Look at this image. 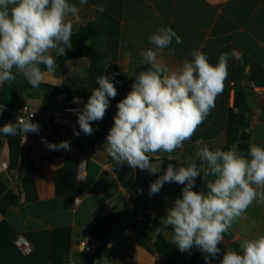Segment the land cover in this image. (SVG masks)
Returning a JSON list of instances; mask_svg holds the SVG:
<instances>
[{"label":"crops","instance_id":"obj_1","mask_svg":"<svg viewBox=\"0 0 264 264\" xmlns=\"http://www.w3.org/2000/svg\"><path fill=\"white\" fill-rule=\"evenodd\" d=\"M69 2L80 9L77 16L66 18L73 23V33L90 22L100 32L90 41L95 48L92 57L70 59L53 73L45 70V81L38 89H33L15 70L16 80L0 87V103L7 109L0 114V120L16 123L9 112L29 105L36 115L31 122L40 126L38 134L31 133L32 145L28 148L23 146L22 134H0V167H4L0 171V264L81 263L79 241L87 236L85 229L93 220L135 208L142 189L140 169L114 165L103 147L118 103H110L104 118L92 122L94 131L103 134L98 139L80 132L79 127L63 134L65 128L53 122L51 113L68 106L83 107L92 89L99 87L96 77L105 75L112 65L126 75L123 89L129 91L135 76L150 67L141 52L154 49L148 37L161 25L170 26L182 39L180 44L173 40L174 56L167 55V49L158 56L169 68L179 67L184 58L191 59V52L197 49L207 55L212 65L222 53L238 54L229 56L228 77L215 108L191 140L173 153L175 160L195 158V141L200 138L212 150L227 148L228 114L235 106L238 91L244 93L249 111L251 144L264 147V0H87L83 6L79 0ZM100 4L104 5L103 13L97 8ZM70 50L66 49V53ZM52 55L57 61L55 51ZM65 140L70 142V150L54 151L45 145V141L59 144ZM80 155L87 157L84 182L78 180ZM156 155L160 159L167 156ZM165 170L161 164L159 174L148 173V193L150 184ZM207 179L212 177L203 179L201 173L193 190L207 192ZM183 187L175 182L165 183L159 193L149 194L147 215L166 224L167 209L181 198ZM245 217L225 234L213 264H220L227 250L240 252L244 239L264 235V203H253ZM17 236L31 243L30 255H23L14 246ZM163 236L173 243L172 230H165ZM109 248L129 264H170L142 229L121 231ZM197 251L193 247L187 260ZM100 258L105 255L96 260L99 262Z\"/></svg>","mask_w":264,"mask_h":264},{"label":"clouds","instance_id":"obj_2","mask_svg":"<svg viewBox=\"0 0 264 264\" xmlns=\"http://www.w3.org/2000/svg\"><path fill=\"white\" fill-rule=\"evenodd\" d=\"M85 4L87 0H79V5ZM97 8L101 13L105 11L103 4ZM79 10L69 0H0V87L14 82L19 74L38 89L46 72L57 70L52 52L64 56L72 47L73 23L66 18L77 16ZM148 40L154 49L148 48L141 55L150 67L135 76L131 90L118 102L103 147L114 165L159 174L163 159L156 154L166 153L168 160H175L173 153L191 140L215 108L228 77L229 56L238 54L222 53L212 65L207 55L197 49L191 52V59L184 58L179 67L172 69L158 56L164 55L165 49L167 55L174 56L171 45L173 40L182 43L181 37L170 26L161 25ZM96 81L99 87L92 89L82 110H72L85 135L93 134L92 122L104 118L110 98L117 95L113 78L99 75ZM39 131L37 123L21 116L16 123L0 127L3 136L19 133L24 140L26 133ZM45 145L49 150H70L67 140L59 144L45 141ZM195 145V158L187 157L186 166L168 164L150 184L149 194L159 193L165 183L184 186L181 198L167 209L165 222L171 226L173 243L181 252L195 247L206 254V264H211L210 258L220 253L218 245L233 224L246 218L253 203H264V147L250 144L245 155L236 147L212 150L202 138ZM153 157L156 163H152ZM197 160L201 162L199 166ZM201 173L203 179L212 177L207 179V192L193 190ZM239 247L240 252L227 250L220 264H264V235L244 239Z\"/></svg>","mask_w":264,"mask_h":264},{"label":"trees","instance_id":"obj_3","mask_svg":"<svg viewBox=\"0 0 264 264\" xmlns=\"http://www.w3.org/2000/svg\"><path fill=\"white\" fill-rule=\"evenodd\" d=\"M100 32L94 25L90 22L83 27H81L77 32L72 34V47L71 50L64 56H59L57 58V66L63 65L70 59L75 58H91L95 48L90 44V41L99 36ZM44 68V66H42ZM113 78V83L117 89V95L115 98H110V103L117 104L120 102L129 91L123 89V85L126 83V75L120 71L117 65L110 66L106 74ZM249 111L246 104L244 93L238 91L235 106L230 109L228 114V124H227V148L234 144L239 134L240 137V147L241 151L247 155L248 146L251 144V138L248 133V128L250 126ZM95 138H100L103 136L102 133L94 131L92 135ZM226 148V149H227ZM225 149V150H226ZM172 164L174 167L186 166L184 162H179L176 160H168L164 158L162 160V165L167 168L168 164ZM200 161L197 160L198 166ZM16 201V197H13V203ZM150 202V196L147 190H140L137 205L133 210L119 211L110 213L104 216L96 217L93 222L85 229V234L92 239H97L103 242V246L94 252H83L82 262L78 264H96L95 260L98 256L106 255L108 249L106 248V243L109 240L114 242L119 237L121 231L125 229H142L145 234L153 241L158 253L163 254L169 259L170 264H189L196 262L199 258L201 260L197 264H206L204 259V253L199 250L192 254L189 260H187L188 252H181L174 243L169 242L163 236L165 230H172L171 226L166 225L153 217H149L148 213V203ZM139 216H143V219H139ZM126 220H131L132 224L129 227H124L123 222ZM109 253L115 257L119 255L113 251L109 250ZM211 264H213V258H210Z\"/></svg>","mask_w":264,"mask_h":264},{"label":"built area","instance_id":"obj_4","mask_svg":"<svg viewBox=\"0 0 264 264\" xmlns=\"http://www.w3.org/2000/svg\"><path fill=\"white\" fill-rule=\"evenodd\" d=\"M0 108H3V111L0 113H6L7 109L0 103ZM82 106H68L64 107L60 110H56L51 113V118L53 122L59 127V128H67V129H75L78 128V117L76 115V112L72 111L75 110H82ZM9 114L12 115L16 120H18V117L21 116L23 119L34 120L36 118L35 113L32 112L29 105H23L16 109L13 112H9ZM10 115V116H11ZM26 139L22 138V143L25 148H28L32 145L31 143V133L25 134ZM4 167H0V171H3ZM86 170H87V157L85 155L79 156V164H78V180L80 182H84L86 178ZM80 201V198L76 199V203ZM114 242L112 239L109 240L106 243V248L108 249L107 254L105 255V258L99 259L98 264H129L128 261L120 260L118 257L113 256L109 253V250H111L110 245ZM14 246L19 249V251L23 255H30L33 251L31 243L25 239L23 236H17L13 240ZM94 243L93 239L89 236H86L85 238L81 239L79 241V250L81 252H94ZM72 264H76L75 261H73ZM97 264V263H96Z\"/></svg>","mask_w":264,"mask_h":264},{"label":"water","instance_id":"obj_5","mask_svg":"<svg viewBox=\"0 0 264 264\" xmlns=\"http://www.w3.org/2000/svg\"><path fill=\"white\" fill-rule=\"evenodd\" d=\"M1 114V113H0ZM8 120L7 119H1L0 120V127H3L5 124H7ZM63 134H69V130L67 128H65L63 130ZM240 137H241V134H239V137L237 139V141L230 145L229 148H227L226 150H229L233 147H236V149L238 151H241V147H240ZM152 163H156V161L152 160ZM148 171L147 170H141L140 169V174H139V182H140V185H141V188L143 191L146 190V187H145V179L148 175ZM139 219H143V216H140ZM132 224V221L131 220H126L123 222V226L124 227H129L130 225ZM93 243H94V251H98L102 246H103V242L100 241V240H97V239H93ZM98 262V260H96V263Z\"/></svg>","mask_w":264,"mask_h":264},{"label":"rangeland","instance_id":"obj_6","mask_svg":"<svg viewBox=\"0 0 264 264\" xmlns=\"http://www.w3.org/2000/svg\"><path fill=\"white\" fill-rule=\"evenodd\" d=\"M98 264V263H97Z\"/></svg>","mask_w":264,"mask_h":264}]
</instances>
